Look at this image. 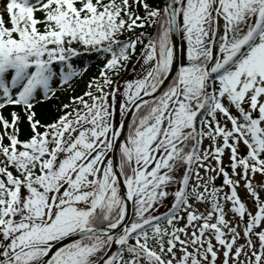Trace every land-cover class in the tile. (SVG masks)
<instances>
[{
  "label": "snow or ice",
  "instance_id": "obj_1",
  "mask_svg": "<svg viewBox=\"0 0 264 264\" xmlns=\"http://www.w3.org/2000/svg\"><path fill=\"white\" fill-rule=\"evenodd\" d=\"M0 264H264V0H0Z\"/></svg>",
  "mask_w": 264,
  "mask_h": 264
},
{
  "label": "trees",
  "instance_id": "obj_2",
  "mask_svg": "<svg viewBox=\"0 0 264 264\" xmlns=\"http://www.w3.org/2000/svg\"><path fill=\"white\" fill-rule=\"evenodd\" d=\"M90 65H94L97 61L96 60H91V61H87ZM63 99V97H61ZM55 103V102H54ZM38 114H43L46 118H50L52 115L55 114L54 109H52V106L49 105H45L43 107H38L37 109Z\"/></svg>",
  "mask_w": 264,
  "mask_h": 264
}]
</instances>
